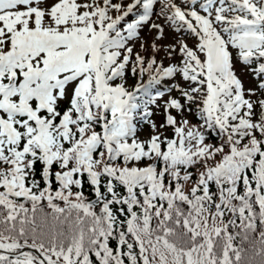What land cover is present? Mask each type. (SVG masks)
I'll use <instances>...</instances> for the list:
<instances>
[{"label": "snow or ice", "instance_id": "1", "mask_svg": "<svg viewBox=\"0 0 264 264\" xmlns=\"http://www.w3.org/2000/svg\"><path fill=\"white\" fill-rule=\"evenodd\" d=\"M0 264H264V0H0Z\"/></svg>", "mask_w": 264, "mask_h": 264}, {"label": "rangeland", "instance_id": "2", "mask_svg": "<svg viewBox=\"0 0 264 264\" xmlns=\"http://www.w3.org/2000/svg\"><path fill=\"white\" fill-rule=\"evenodd\" d=\"M177 2L179 3L180 0H177ZM154 19H155V17H154ZM156 22L159 23V22H162V21L157 20ZM165 29H166V27H165ZM168 29H169V28H167V29L165 30V31H166V35H167V39L163 41V43H164L165 45H167L169 42H172L174 39H178V38H179L178 36H175V34L172 32L171 29H170V30H168ZM142 35L144 36V38H145L146 40L149 41V43H151V41L154 39L153 32H152L151 30H149L148 28H145V29L143 30ZM188 43H189V46H192L193 41H192V40H189ZM137 50H139V49H137ZM163 56H164V53H163V51H162V52L159 54V56H158L157 58H158V59H161V58H163ZM178 62H179V58H177L176 60H173V61H172V63H178ZM164 63H165V65L167 66V64L169 63V61H168L167 59H164ZM245 71H246V70H245V68H243V67H239V68H238V72H239L241 78L244 80V82H245V86H246V87H253V86H254V85H253L254 82H253V80H252L251 78H248V74H247V72H245ZM177 82L181 83L182 86H183V84H184V82L182 81V79L179 78V77H177ZM252 83H253V84H252ZM129 84H130V86L132 85V83H130V82H129ZM175 95H177V94H175ZM165 99H167V97H166ZM161 102H162V101H161ZM156 119H157L158 122H159V121L162 119V114L159 115V116H157ZM147 131H150V130L146 128V131H145L144 134H146Z\"/></svg>", "mask_w": 264, "mask_h": 264}, {"label": "trees", "instance_id": "3", "mask_svg": "<svg viewBox=\"0 0 264 264\" xmlns=\"http://www.w3.org/2000/svg\"><path fill=\"white\" fill-rule=\"evenodd\" d=\"M189 119H191L193 123L197 122L196 118L194 116H189ZM146 128H147V126H146ZM215 140H216V138L214 136L211 137V142H214Z\"/></svg>", "mask_w": 264, "mask_h": 264}]
</instances>
